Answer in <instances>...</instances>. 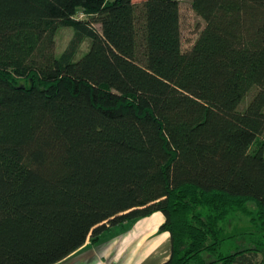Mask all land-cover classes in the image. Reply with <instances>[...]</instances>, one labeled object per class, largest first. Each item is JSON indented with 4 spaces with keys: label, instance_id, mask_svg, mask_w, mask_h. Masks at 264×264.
I'll return each instance as SVG.
<instances>
[{
    "label": "trees",
    "instance_id": "16d2710c",
    "mask_svg": "<svg viewBox=\"0 0 264 264\" xmlns=\"http://www.w3.org/2000/svg\"><path fill=\"white\" fill-rule=\"evenodd\" d=\"M191 8L184 50L178 0H0V264H57L154 213L161 264H264L262 240L219 252L233 211L264 240V0Z\"/></svg>",
    "mask_w": 264,
    "mask_h": 264
},
{
    "label": "rangeland",
    "instance_id": "374dc122",
    "mask_svg": "<svg viewBox=\"0 0 264 264\" xmlns=\"http://www.w3.org/2000/svg\"><path fill=\"white\" fill-rule=\"evenodd\" d=\"M142 1L143 0H132V2L136 4ZM178 2L180 12L181 46L182 49L186 50L197 38L200 30L204 25V22L193 12L191 8V0H178ZM78 17H81V14H79ZM95 28L98 29L99 26L95 24ZM73 34L74 30L71 27L59 26L57 28L54 35V54L56 57H59L63 52ZM88 47L89 40L84 39L82 44L78 47L74 59H79L88 50ZM253 93L254 90L249 92L244 97V99L238 106L239 110L245 107ZM243 208L251 212H254L255 210V206L251 202L245 203L243 205ZM155 215L130 222L125 227H121L119 225L113 226L108 231H105L100 235V240L97 243L91 244L89 240H87L86 245L89 247L96 244H116V246L112 248L110 254L114 255V253H116V251L118 250V252L124 253V257L130 259H132V257L136 254L137 256H139L143 253L144 247L147 246L148 242H152L158 238L157 231L159 232V227L163 223L164 217L162 214ZM156 220L159 221L154 229V233L156 234L150 237L145 236L146 230L150 229L152 225H154ZM220 226L223 228L221 238H224V241L219 246V252L222 255H227L235 252L236 250L245 248H254L257 246L259 241H264L262 238H259L256 233L251 234L253 229L250 224V218L248 215L244 214L241 211L231 212ZM169 246V242H167L166 245L162 246V248L154 256V261H156L158 258L162 259L166 253H169ZM205 256L207 258H211L209 255ZM153 263L151 262L150 264ZM111 264L116 263L114 262Z\"/></svg>",
    "mask_w": 264,
    "mask_h": 264
},
{
    "label": "crops",
    "instance_id": "0c3cea01",
    "mask_svg": "<svg viewBox=\"0 0 264 264\" xmlns=\"http://www.w3.org/2000/svg\"><path fill=\"white\" fill-rule=\"evenodd\" d=\"M160 214V213H154ZM150 215V216H152ZM157 216V215H155ZM146 218V217H145ZM148 218V217H147ZM159 219V218H158ZM159 223L158 220L155 221L154 225L145 232V236H153L156 233H154V229L156 225ZM158 238L155 239L152 242H148L147 246L144 247V251L141 255L132 257V259L124 257V253L116 251L114 255L110 254L113 247L116 246V244H96L94 246H87V242L84 244L82 249L78 250L74 254L70 255L66 259L62 260L61 262L57 264H150L151 262L153 264H161L164 261L167 260L168 254L166 253L164 257L158 258L156 261L155 255L158 253V251L162 248V246L166 245L167 242H169V236L167 232H158ZM169 251V248H168ZM152 255V256H151Z\"/></svg>",
    "mask_w": 264,
    "mask_h": 264
}]
</instances>
